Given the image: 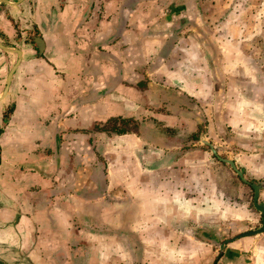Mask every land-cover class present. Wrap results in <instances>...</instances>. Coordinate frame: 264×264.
<instances>
[{"label": "crops", "instance_id": "0c3cea01", "mask_svg": "<svg viewBox=\"0 0 264 264\" xmlns=\"http://www.w3.org/2000/svg\"><path fill=\"white\" fill-rule=\"evenodd\" d=\"M261 18L0 0V264H264Z\"/></svg>", "mask_w": 264, "mask_h": 264}, {"label": "rangeland", "instance_id": "374dc122", "mask_svg": "<svg viewBox=\"0 0 264 264\" xmlns=\"http://www.w3.org/2000/svg\"><path fill=\"white\" fill-rule=\"evenodd\" d=\"M215 3V2H213ZM213 6V4H212ZM221 7V5L219 6V2H217L216 6L212 8V10H216L215 13H213V16H216L219 18V14L222 13V11L219 9ZM262 19V26H261V31L259 33H255V40H260V42H264V18H261ZM248 35L247 36V39L251 38V35L252 34H246ZM230 36H235V33H230ZM264 51V50H262Z\"/></svg>", "mask_w": 264, "mask_h": 264}, {"label": "water", "instance_id": "95a60500", "mask_svg": "<svg viewBox=\"0 0 264 264\" xmlns=\"http://www.w3.org/2000/svg\"><path fill=\"white\" fill-rule=\"evenodd\" d=\"M17 54H19V53L17 52ZM11 74H12V71H11V73H10L8 79H7V84H8V82H9V80H10V76H11ZM223 161L226 162V163H228V164H230V165L235 169L234 164L232 163V161H231L230 159H225V160H223ZM261 186H264V185H261V184H260V185H255V186H254V189H255V198L257 197V195H258V190H259V188H260ZM259 209L261 210L262 213H264V207L261 208V206H260ZM260 232H264V222H262V226H261V228L258 229V230H256V231H254L253 233L255 234V233H260Z\"/></svg>", "mask_w": 264, "mask_h": 264}]
</instances>
